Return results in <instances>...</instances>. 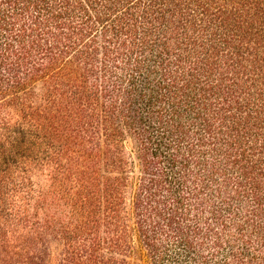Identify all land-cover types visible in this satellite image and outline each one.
<instances>
[{"label": "trees", "instance_id": "1", "mask_svg": "<svg viewBox=\"0 0 264 264\" xmlns=\"http://www.w3.org/2000/svg\"><path fill=\"white\" fill-rule=\"evenodd\" d=\"M134 235L264 264V0H0V264H129Z\"/></svg>", "mask_w": 264, "mask_h": 264}, {"label": "rangeland", "instance_id": "2", "mask_svg": "<svg viewBox=\"0 0 264 264\" xmlns=\"http://www.w3.org/2000/svg\"><path fill=\"white\" fill-rule=\"evenodd\" d=\"M125 155L128 159V168H129V182L128 186L130 188V185L134 183V178L137 175V168H136V156H135V149L134 144L131 141H127L125 143ZM132 251L128 257V263L129 264H146V259L144 252L137 241L135 235L132 238ZM50 254H51V262L52 264L56 263L58 258L60 257V246L53 244L50 248Z\"/></svg>", "mask_w": 264, "mask_h": 264}]
</instances>
